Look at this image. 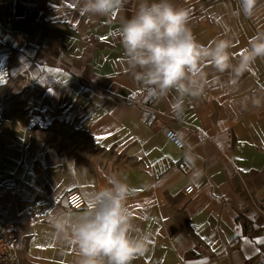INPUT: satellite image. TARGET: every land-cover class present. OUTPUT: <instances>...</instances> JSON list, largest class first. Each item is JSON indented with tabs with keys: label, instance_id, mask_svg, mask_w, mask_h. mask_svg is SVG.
<instances>
[{
	"label": "crops",
	"instance_id": "crops-1",
	"mask_svg": "<svg viewBox=\"0 0 264 264\" xmlns=\"http://www.w3.org/2000/svg\"><path fill=\"white\" fill-rule=\"evenodd\" d=\"M136 2L127 0L115 16L89 19L77 0H0V32L31 42L38 56L37 80L17 88L25 110L5 126L0 223L31 219L21 264H76V249L54 237L52 220L82 210L67 208L70 192L84 196L117 174L135 189L127 201L135 227L151 233L147 251L132 264H212L192 256L198 240L216 252L228 247L221 264H264V106L245 107L244 99L264 89V59L235 85L186 100L180 115L171 110L174 91L155 99L157 118H150L182 135L201 175L193 180L175 167L154 182L151 164L164 157L177 162L185 153L129 103L135 91L146 90L125 63L118 33ZM173 2L190 9L200 43L228 34L238 53L264 33V0L253 18L236 14L238 0Z\"/></svg>",
	"mask_w": 264,
	"mask_h": 264
},
{
	"label": "clouds",
	"instance_id": "clouds-1",
	"mask_svg": "<svg viewBox=\"0 0 264 264\" xmlns=\"http://www.w3.org/2000/svg\"><path fill=\"white\" fill-rule=\"evenodd\" d=\"M82 16L110 17L118 14L127 0H77ZM258 0H238L236 14L253 18ZM190 9L173 0H137L132 14L121 24L118 33L124 60L133 79L156 99L172 96L171 110L180 115L185 101L206 97L209 90L235 85L251 72L257 59H264V33L252 36L238 53L228 34L207 44L200 43L189 26ZM211 68L214 74L206 69ZM219 74V75H216ZM227 74V80L220 76ZM245 107L264 106L255 93L245 97ZM180 141L177 140V143ZM186 162L193 163L190 148ZM201 172L193 171V180ZM135 192L117 174L107 185L84 193L81 211L64 212L53 218L54 237L76 249V264H132L144 255L151 243V233L135 227L133 213L127 207Z\"/></svg>",
	"mask_w": 264,
	"mask_h": 264
},
{
	"label": "built area",
	"instance_id": "built-area-1",
	"mask_svg": "<svg viewBox=\"0 0 264 264\" xmlns=\"http://www.w3.org/2000/svg\"><path fill=\"white\" fill-rule=\"evenodd\" d=\"M253 93L261 98L264 97V89L262 86H258ZM155 99L156 98L148 94L147 90H137L129 98V103L141 108L142 117L146 126L153 127L155 130L162 133L175 150L185 153L188 146L182 135L172 127L166 126L158 119L150 118H157L153 116L154 111L152 109ZM177 140L180 142L177 143ZM175 167L186 175H191L194 171L193 166L187 163L185 158L173 162L168 157H164L151 164L149 170L153 181L159 182ZM193 190L194 186L191 185L185 189V193L191 194ZM82 204H84V199L80 192L72 191L67 195L66 206L69 210L77 211L81 209ZM30 222L31 219L29 217H24L14 222L0 223V264H21L24 250L21 238L23 237L25 226ZM191 253L194 258L208 259L212 264H221L230 257V251L227 246H225L224 250L221 252H216L201 240L195 242L191 248Z\"/></svg>",
	"mask_w": 264,
	"mask_h": 264
},
{
	"label": "rangeland",
	"instance_id": "rangeland-1",
	"mask_svg": "<svg viewBox=\"0 0 264 264\" xmlns=\"http://www.w3.org/2000/svg\"><path fill=\"white\" fill-rule=\"evenodd\" d=\"M11 37L6 39L0 32V157L5 150L2 145L5 126L25 110L19 99L24 94L18 93L17 88L32 85L37 80L33 72L38 58L36 49L31 42L22 45L19 38Z\"/></svg>",
	"mask_w": 264,
	"mask_h": 264
}]
</instances>
